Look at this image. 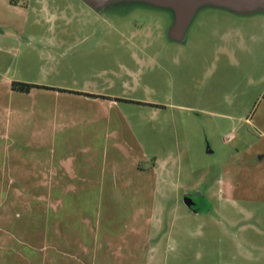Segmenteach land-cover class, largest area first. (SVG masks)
I'll return each instance as SVG.
<instances>
[{"label": "rangeland", "instance_id": "obj_1", "mask_svg": "<svg viewBox=\"0 0 264 264\" xmlns=\"http://www.w3.org/2000/svg\"><path fill=\"white\" fill-rule=\"evenodd\" d=\"M27 2L25 32L0 42V264H264V12L204 7L179 43L166 9ZM75 93L116 105L103 113ZM44 132L77 162L96 149V172L118 167L130 199H73L82 186L59 184ZM133 158L142 172L127 168ZM194 190L206 195L200 212L184 201ZM137 207L146 228L155 218L146 244L122 231Z\"/></svg>", "mask_w": 264, "mask_h": 264}, {"label": "crops", "instance_id": "obj_2", "mask_svg": "<svg viewBox=\"0 0 264 264\" xmlns=\"http://www.w3.org/2000/svg\"><path fill=\"white\" fill-rule=\"evenodd\" d=\"M29 9V4L27 0H0V42L2 39L10 38L13 39V37H17L20 34H23L25 32L26 28V18L25 15L28 12ZM43 10L45 12L50 13V10L48 6L43 7ZM20 14L21 18L19 19L18 17H13V15ZM65 14V12H64ZM62 14L61 18H65L66 16ZM52 16V15H49ZM23 18V19H22ZM12 86V85H11ZM12 88V87H11ZM41 90H50V89H40V88H35L31 90L28 94H38L39 92H44ZM13 91V89H12ZM46 93H52L54 96H52L55 100H59L62 98V91L54 90L53 92H46ZM74 96L71 97H76L80 98L79 103L82 105L86 104L87 106L90 105L91 109H100L103 113L106 112L108 109L113 108L116 105V102L112 98H106V97H92V96H87L85 94H71ZM102 95V94H99ZM67 98V97H66ZM70 98V97H69ZM70 100V99H69ZM78 102V101H76ZM91 111V110H90ZM132 136L134 137V133H131ZM41 136H49L52 137L51 140L50 138L48 140H45L44 146L42 145L44 143H37V146L42 145L41 149L43 151L42 158H47L51 156V158L56 157L58 160V165H57V170H58V178H59V184H73L75 187L78 185H81L82 187L79 188L77 187V190L79 191H73L69 192V194H72L74 197L73 199H93L92 197L94 196L95 199L99 198L101 200L106 199V200H111L112 202L118 201L122 199L123 197L127 198L129 200V195H130V181L129 180H123V173L118 169V167H111L113 168L111 172L107 173L106 171L103 172L102 170L100 171V174L96 172L95 166H99L98 163L95 162L94 159V154L97 152L96 149L93 147H85L83 150L85 152H82L84 154L83 160H80L77 162V158L75 157V154H72L73 151H68L70 155L65 156L61 154L63 146L59 142L58 144L55 142H51L52 140L54 141L53 137L56 134L52 133H43L40 134ZM0 136H6V134L0 133ZM136 140V138H135ZM47 143V144H46ZM136 145L141 147L140 143L136 141ZM101 151V150H99ZM29 152V151H28ZM59 152L57 155L56 153ZM32 153H37L36 151L32 150ZM98 156V155H97ZM131 160L127 163V168H135L138 170V172H142L143 169L141 168V163L139 161V158H133L132 162L130 163ZM139 163V164H138ZM110 167V168H111ZM95 173V174H94ZM108 178V179H107ZM159 181V178H157ZM108 184H111V190H107V193L101 191H93L92 187H87L86 185H103L107 186ZM102 189V187H101ZM96 190V187H95ZM126 190V192H124ZM134 197L136 195H139V191L134 190ZM66 194V193H65ZM66 196V195H65ZM66 198V197H65ZM144 201H146V197H141ZM150 201V199H149ZM144 204H149L148 202H145ZM114 205V204H113ZM142 206V203L140 204ZM151 208V212L153 213V206L152 204L149 205ZM140 207H137L138 212L136 211V217L134 218L133 221H127L123 222L124 228L122 229L123 232L125 231H131V232H137L139 235L140 233H145V235L142 237L141 241H149L151 240V228L152 225L155 222L154 215L150 213V223L148 228L145 227V223H141L145 214H143L142 210H139ZM143 209V208H142ZM190 209V208H189ZM191 210V209H190ZM192 211V210H191ZM200 212V211H199ZM212 213V211H210ZM110 215V214H109ZM113 214L111 213L110 216ZM135 215V214H134ZM153 215V216H152ZM154 221V222H153ZM117 223H113L112 226L116 225ZM107 225H110L107 223ZM117 226V225H116ZM147 233V234H146ZM148 238V239H147ZM146 244V242H145ZM97 259L98 257L95 256ZM103 258H107L103 257ZM117 258H121L117 256ZM104 260V259H103ZM120 262H123V259H119ZM98 260H96L93 263H97ZM103 263V262H102Z\"/></svg>", "mask_w": 264, "mask_h": 264}, {"label": "water", "instance_id": "obj_3", "mask_svg": "<svg viewBox=\"0 0 264 264\" xmlns=\"http://www.w3.org/2000/svg\"><path fill=\"white\" fill-rule=\"evenodd\" d=\"M92 9L102 11L105 8L125 2L143 3L153 8L166 9L172 13V21L167 35L171 41L183 43L198 12L204 7L224 9L236 14L264 12V0H82ZM184 201L192 207L193 200L185 194ZM198 212V210L194 209Z\"/></svg>", "mask_w": 264, "mask_h": 264}, {"label": "flooded vegetation", "instance_id": "obj_4", "mask_svg": "<svg viewBox=\"0 0 264 264\" xmlns=\"http://www.w3.org/2000/svg\"><path fill=\"white\" fill-rule=\"evenodd\" d=\"M138 8H151L154 9L153 7L143 4V3H134V2H125V3H117V4H113L107 8H105L102 11H98L95 10L97 12H99L100 14H128L130 12H134L135 9ZM187 194H189V196L192 198L193 200V205L192 207H189L192 211H194V209L201 211L200 208V202H204L207 203L206 201V195L200 191V190H194V191H190ZM185 197V195H184ZM211 211V209H210ZM196 212V211H194Z\"/></svg>", "mask_w": 264, "mask_h": 264}, {"label": "trees", "instance_id": "obj_5", "mask_svg": "<svg viewBox=\"0 0 264 264\" xmlns=\"http://www.w3.org/2000/svg\"><path fill=\"white\" fill-rule=\"evenodd\" d=\"M35 88H42V89H53L48 86L36 84V83H28V82H21V81H13L12 82V89L20 92H30L31 90ZM61 91H66V90H61ZM78 94H85L87 96H92V97H102L99 95L95 94H90V93H78ZM264 97V96H263Z\"/></svg>", "mask_w": 264, "mask_h": 264}]
</instances>
